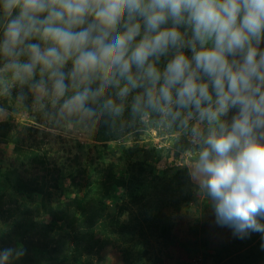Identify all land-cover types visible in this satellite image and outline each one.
<instances>
[{
  "label": "clouds",
  "instance_id": "9594fccd",
  "mask_svg": "<svg viewBox=\"0 0 264 264\" xmlns=\"http://www.w3.org/2000/svg\"><path fill=\"white\" fill-rule=\"evenodd\" d=\"M262 44L264 0H0V115L174 135L216 223L264 234Z\"/></svg>",
  "mask_w": 264,
  "mask_h": 264
},
{
  "label": "rangeland",
  "instance_id": "374dc122",
  "mask_svg": "<svg viewBox=\"0 0 264 264\" xmlns=\"http://www.w3.org/2000/svg\"><path fill=\"white\" fill-rule=\"evenodd\" d=\"M261 47L264 48V44ZM0 121L11 124L12 131L24 138L26 143L30 142L27 141L30 134L25 129L28 125L34 124L33 126L45 129L50 127L38 114H26L19 108L15 109L14 114L0 115ZM46 131L48 132L46 135L33 134L32 143L41 148L46 165L56 177V184L60 191L73 190L71 188L73 179L74 183L79 182L82 186L90 189L91 196L98 198L97 192L100 191L101 186L98 183L93 185V181L97 178V174L102 173L110 163L115 166L116 177L122 174L126 176L128 172H137L131 166L134 163L140 164L141 172H138V178L147 190L158 186L162 179L167 180L173 174L188 178L187 191H183V195H181L188 198L185 200L169 198L170 205L167 204V207L161 210L169 220L171 233H174L176 237L175 243L169 245L162 238L151 237L147 231L143 232V236L146 237L145 244L148 243L147 239L151 244L141 247L148 256V262H153L155 258L156 263L159 264H219L228 262L230 259L237 263L235 258L238 254L242 255L240 258H246L251 246L254 249H259L261 236L264 234L251 233L241 239L233 234L231 228L216 223L210 202L199 193L197 186L189 176V158L176 151L177 141L174 135H165L156 129L144 132L129 129V134L124 136L114 133L104 134L100 132V129L91 136L65 133L57 129H46ZM13 148V144L3 143L0 140V158H4L2 160L8 167L13 166L11 168L13 175L9 174L6 168L0 166V184H4L5 181L11 186L9 180L12 179V176L26 178L28 175L25 172L30 168L27 164L28 161L23 158L21 152L14 154ZM52 182L51 180L49 185H53ZM84 187H81L82 190ZM121 190L116 189L115 197L112 199H104L105 212L126 221L131 218L132 214L137 213V209L131 207L120 215L117 213L119 208H124L119 199ZM16 193V190L10 191L4 187L3 191L0 190V199L7 203L16 197ZM162 196L163 193L160 197ZM34 199L37 200L38 196L34 195ZM66 230L65 226L56 227L55 231L49 233L44 240H47V243L38 244L43 246L41 250L43 262L46 258L45 243L49 244V240L52 241L53 246H58L57 252L64 250L62 244ZM9 234L12 233L5 230L0 222L1 244L7 242ZM114 249L105 248L102 251L101 257L105 261L107 260V263L103 264H120L116 259V250ZM219 254L222 256L221 258L218 257ZM95 259L94 249H92L89 254L81 253L78 264H94Z\"/></svg>",
  "mask_w": 264,
  "mask_h": 264
},
{
  "label": "trees",
  "instance_id": "16d2710c",
  "mask_svg": "<svg viewBox=\"0 0 264 264\" xmlns=\"http://www.w3.org/2000/svg\"><path fill=\"white\" fill-rule=\"evenodd\" d=\"M33 125L25 128L30 134L27 140L30 142L26 143L24 138L12 131L11 124L0 121V140L13 144L14 154L21 152L30 166L25 171L28 174L26 178L12 176L9 180L11 186L5 181L0 184L2 191L4 187L17 191L16 197L7 203L0 199V222L5 230L12 233L8 235L6 243L0 242V251L21 247L25 251L21 258L13 259L11 264H78L81 253L89 254L92 249L96 257L94 264H103L107 263V260L101 257L105 248H115L116 259L120 264H159L155 258L153 262H148V256L141 247L151 244L149 239L145 244L146 237L143 232L147 231L151 237L162 238L169 245L175 243L176 237L171 233L169 220L161 210L167 207V204L170 205L169 198H188L181 196L183 191H187L188 178L173 174L167 180L162 179L158 186L147 190L138 178V172H141L140 164L134 163L131 166L137 172H128L126 176L122 174L116 177L115 166L110 163L93 181V185L98 183L101 186L97 192L99 199L91 196L87 187L79 182L74 183L73 179V190L60 191L56 177L46 165L41 148L32 143L33 134L46 135V129L53 128L45 129ZM100 130L104 134L111 133L105 125H101ZM2 159L4 158H0V166L13 175V166L8 167ZM5 178L7 179V176ZM51 180L53 185H49ZM81 187H84V190ZM116 189H122L119 199L124 205V208L117 211L119 215L131 207L137 209V213L132 214L126 221L105 212L104 199L115 197ZM162 193L163 196L160 197ZM34 195L38 196V201L33 200ZM64 226L67 228L62 244L64 250L57 252V245L53 246L51 240L46 244L47 240H44L56 227ZM258 234L260 233H255ZM44 242L46 258L43 262V246L38 244ZM259 244V249H254L253 246L249 248L246 258H240L242 255L238 254L235 258L237 263L230 259L219 264H264V235L261 236ZM218 257L222 256L219 254Z\"/></svg>",
  "mask_w": 264,
  "mask_h": 264
}]
</instances>
